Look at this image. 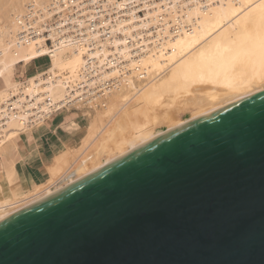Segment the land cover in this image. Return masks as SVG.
I'll return each instance as SVG.
<instances>
[{"label":"bare ground","instance_id":"6f19581e","mask_svg":"<svg viewBox=\"0 0 264 264\" xmlns=\"http://www.w3.org/2000/svg\"><path fill=\"white\" fill-rule=\"evenodd\" d=\"M106 1L123 19L87 53L84 42L99 33L88 31L90 5L105 14ZM69 4L86 15L75 20L89 26L80 38L45 24ZM110 55L123 62L98 75L102 94L84 76L105 69L90 64ZM41 59L45 69L15 80L14 68L22 75ZM0 81V119L10 121L0 123V153L57 112L89 110L93 119L77 148L65 146L32 176L0 171L1 223L164 133L264 91V0H0Z\"/></svg>","mask_w":264,"mask_h":264},{"label":"water","instance_id":"95a60500","mask_svg":"<svg viewBox=\"0 0 264 264\" xmlns=\"http://www.w3.org/2000/svg\"><path fill=\"white\" fill-rule=\"evenodd\" d=\"M0 264H264V91L1 222Z\"/></svg>","mask_w":264,"mask_h":264},{"label":"rangeland","instance_id":"374dc122","mask_svg":"<svg viewBox=\"0 0 264 264\" xmlns=\"http://www.w3.org/2000/svg\"><path fill=\"white\" fill-rule=\"evenodd\" d=\"M48 63L46 59H41L35 61L34 63L25 67L24 73L26 77L28 75L34 74L35 70H43L47 67ZM15 75L14 78L16 81L24 80V76L22 80L19 79L20 73H23L21 67L18 66L14 68ZM3 83L0 81V88L3 87ZM89 110H63L55 113L54 117H51L49 121L43 123V125L37 128L36 131L32 133L24 134L15 140L11 145H8L5 149H3L0 153V171L5 169L9 172L17 171L18 173L32 174L39 171L41 168L49 166L53 158L61 152L65 148V146L75 149L79 146L82 138L86 134L87 130L92 126V117ZM45 126V127H44ZM49 126V127H48ZM47 127V128H46ZM49 129L52 131L53 128H58L57 135L60 137L62 142H56L53 146V149H50L48 144L52 142V139L46 140L50 137L51 133ZM49 132V133H48ZM33 137V138H32ZM82 137V138H81ZM44 151V155L48 156L46 160L41 162V165H37L36 169H28V166L31 162L39 158V150ZM58 151V152H57ZM1 176V175H0ZM32 179V178H30ZM21 182L18 180V186L21 187Z\"/></svg>","mask_w":264,"mask_h":264},{"label":"built area","instance_id":"2783aa9c","mask_svg":"<svg viewBox=\"0 0 264 264\" xmlns=\"http://www.w3.org/2000/svg\"><path fill=\"white\" fill-rule=\"evenodd\" d=\"M63 4V3H62ZM53 3L51 5V9L53 10ZM59 6V3L57 2V4L55 5V8H57ZM96 10V12L93 14L94 16H92V22H90L89 26L88 25H84L83 26H79V24L77 22H75V20L77 19H82L84 18V20H86V15L82 14L80 11L75 10V8H77L74 5H61V9L58 12H55L53 14H51L49 17L45 18L46 20V25L52 26L54 29V32H60L61 30L64 31V33H62L61 35H70V36H75L80 38L79 36L83 33L80 32V30H84L85 27H89L88 31L89 32H93L95 29H98L97 31L99 32L96 36H93L92 40H89V42H84L85 47H87V53H91L93 54L96 50V48L99 46L100 42H105L106 40H110L111 35L107 32V27L109 26V24H113V26H118L119 19H123L122 17L118 16L117 13L115 12V10H113V7L111 5H109L106 1V10L107 13L103 14V10L102 7H100V5L98 4H91L90 7H92ZM105 7V6H104ZM138 8V7H136ZM49 10V11H50ZM91 15V13L89 12H85ZM144 13L143 11H139L138 12V16L143 17ZM77 18V19H76ZM63 19H66V22H62ZM83 20V21H84ZM108 20V21H107ZM27 21V20H25ZM102 21V22H101ZM29 23H33L32 21H27ZM94 24H96L97 26L94 27ZM26 27H24V32H26L27 30L25 29ZM66 29V31H65ZM48 30L44 31L42 35L44 36H49L50 32L47 33ZM48 45H50L49 41L47 42ZM91 45V47H90ZM134 49H138V48H134ZM110 59H108L109 61H107L105 63V61H101L103 64H100L99 60H94L93 62L91 61V59L89 60V63H91V66L97 67V68H103L105 66V69L100 70L98 73L94 72L92 69L88 70V73L84 76V81L88 84L89 82H91V85L93 86V88H98L99 92H102L106 87V83H104L103 81H99L98 79V75L103 73L108 67L112 68L111 66H120L121 63L123 62L122 60H120V57H118L117 55L115 57H113L112 55H110L109 57ZM137 58V56H133L131 60L135 61V59ZM128 61H126L127 63ZM20 66V65H19ZM21 80L22 77L24 76L26 78L25 74H19ZM24 78V80H25ZM22 80V81H24ZM80 87H87V85L85 84H81L79 85ZM98 92V93H99ZM7 118V117H6ZM5 121V123H4ZM9 120L6 119H0V123H3L4 127L7 126V124L9 123ZM2 124L0 125V132L2 133L3 129H2ZM8 131L7 128H4V132Z\"/></svg>","mask_w":264,"mask_h":264},{"label":"crops","instance_id":"0c3cea01","mask_svg":"<svg viewBox=\"0 0 264 264\" xmlns=\"http://www.w3.org/2000/svg\"><path fill=\"white\" fill-rule=\"evenodd\" d=\"M54 130L52 131L51 129H49V132L51 133V135H50V137L48 138V139H46V140H49V139H52L51 141L52 142H50L49 144H48V146H50V149L52 150L53 149V146H54V144H55V141L56 142H62L61 140H60V137L57 135V132H58V128H53ZM38 150H39V158H36V159H34L32 162H31V164L28 166V169L30 170V169H34V170H37L36 169V166L37 165H41V162L43 161V160H46L47 159V157L48 156H46V155H44V151L43 150H40L39 148H38ZM22 187V186H21Z\"/></svg>","mask_w":264,"mask_h":264}]
</instances>
